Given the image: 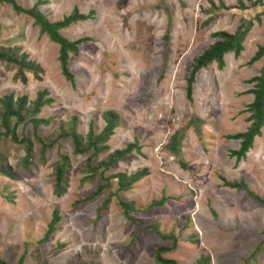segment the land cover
Returning a JSON list of instances; mask_svg holds the SVG:
<instances>
[{
	"label": "rangeland",
	"instance_id": "rangeland-1",
	"mask_svg": "<svg viewBox=\"0 0 264 264\" xmlns=\"http://www.w3.org/2000/svg\"><path fill=\"white\" fill-rule=\"evenodd\" d=\"M15 1L25 9L37 4L50 22L74 8L92 15L59 31L69 41L86 39L69 55L70 82L60 71L58 45L30 17L0 3V51L40 68L36 76L25 72L21 83L14 79L16 68L0 62V98L24 96L28 106L45 91L51 100L36 116L45 123L35 130L28 119L15 126L17 137L32 143L27 162L22 145L0 136V171L6 173L0 172V258L8 264L20 257L22 264H156L154 250L171 242L154 227L175 238V250L163 256L177 264L204 257L208 264H240L264 240V203L223 186L221 178L244 181L264 200V126L243 159L230 155L240 143L230 136L250 125L251 79L264 63V57L250 61L264 46V0ZM247 23L242 51L225 54L221 69L215 63L201 68L189 101L193 60L216 41L214 33H238ZM107 111L119 121L106 149L76 154L71 137L62 134L84 139L91 129L98 135ZM34 133L55 143L41 153ZM133 143L139 151L99 167ZM61 154L70 169L66 192L56 197ZM143 169L145 177L117 191L116 174ZM118 201L134 210L124 212ZM53 210L60 218L56 230L41 242ZM254 264H264V245Z\"/></svg>",
	"mask_w": 264,
	"mask_h": 264
},
{
	"label": "trees",
	"instance_id": "trees-1",
	"mask_svg": "<svg viewBox=\"0 0 264 264\" xmlns=\"http://www.w3.org/2000/svg\"><path fill=\"white\" fill-rule=\"evenodd\" d=\"M0 3L7 4L11 7L15 14H24L30 17L34 24L38 26L39 32L45 34L48 39L58 45V57L59 67L62 76L72 82L73 76L70 74L67 62L69 55H76L77 47L79 44L84 42L86 39L81 38L75 41H69L60 35L59 31L69 27L70 25L83 22L92 15V12L88 14H81L76 8L72 12L63 17L59 21L50 22L37 10V4L33 5L31 8L25 9L21 7L15 0H0ZM257 5H261V0H256ZM251 24L247 23L242 30L238 33L229 34L226 32H216L213 37L216 41L211 44L201 55L193 60V65L189 72V76L186 80V98L190 101L192 95V85L194 83L195 74L201 69L208 65L215 63L218 69H221L224 65L223 57L227 53H233L235 56L239 55L242 51V42L249 31ZM264 57V46H259L256 52L251 57L250 61L254 62ZM0 62H5L6 64H12L16 68V73L14 79L20 81L21 83H26L25 72H32L35 76L40 68L33 62L25 61L24 59H19L12 54L0 51ZM254 83L253 89L250 93L253 96L252 102L248 105L247 111L250 113L248 128L242 132L230 136L231 139L239 140V148L230 152V155L235 158L236 161L243 159L246 153L252 148L254 138L260 136L261 128L264 126V63L259 71L258 76L251 79ZM46 92H39L36 98L27 106L26 97H20L14 99L12 95H5L0 98V136L9 137V139L19 145H22L25 151L24 161L27 162L28 156L32 150V143L30 139L25 136L18 138L15 132V126L17 124L28 122L32 125L35 130L43 120L37 119L36 116L40 109L48 104L51 100L45 99ZM104 126L98 135H94L92 130L89 129L85 138L82 139L80 136L72 133L65 132L62 135L71 137L73 143V149L76 154H81L84 152L92 151V156L99 154L101 151L106 149L105 143L113 135L114 129L118 125L119 117L114 111H107L102 115ZM14 122V125L12 124ZM34 138L40 148L41 153L49 149L54 143L55 139H49L46 141L44 138L37 136L34 133ZM139 151V147L133 143L126 145L123 149L115 150L112 152L105 161L99 163V167L103 170L108 169L110 166L118 162L120 159L130 154L131 151ZM86 166L90 171L95 169L89 166V161L86 162ZM70 169V162L67 156L59 155V158L55 164L54 177L52 193L56 197H61L65 194L67 189V175ZM94 169V170H92ZM2 174L5 172L0 171ZM147 174L146 169L134 172L133 174L126 175L123 173H118L114 176L117 183V191H126L131 188V186L141 180ZM223 186L234 189L237 191H245L249 196L257 200L258 202L264 203V200L260 199L253 192H251L244 181H227L221 178ZM109 185L108 180L104 185H100L96 194H99L103 189ZM112 194L109 193L107 196L105 204L108 203ZM163 200L158 202H152L151 206L161 205ZM119 206L124 212L133 211L134 208L131 204L118 201ZM59 215L57 210H53L51 219L47 224L46 231L41 239V242L46 241L56 230V225L59 222ZM151 229L160 237L165 240H170L171 244L168 247L160 246L154 250L153 258L156 264H177L175 260L164 258V254L171 253L175 250L176 240L173 236H162L160 232L151 227ZM264 245V240L258 242L251 250L250 254L240 260V264H254L257 257ZM23 257H20L16 264H22ZM209 258L204 257L200 259L196 264H208ZM0 264H8L0 258Z\"/></svg>",
	"mask_w": 264,
	"mask_h": 264
}]
</instances>
